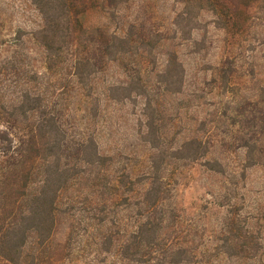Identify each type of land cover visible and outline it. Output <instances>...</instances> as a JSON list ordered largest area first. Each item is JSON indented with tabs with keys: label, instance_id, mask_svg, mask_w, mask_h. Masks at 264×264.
I'll return each mask as SVG.
<instances>
[{
	"label": "trees",
	"instance_id": "obj_1",
	"mask_svg": "<svg viewBox=\"0 0 264 264\" xmlns=\"http://www.w3.org/2000/svg\"><path fill=\"white\" fill-rule=\"evenodd\" d=\"M129 1L29 0L38 24L0 35V264H264L235 199L245 167L264 173V72L248 93L254 67L238 64L259 46L264 71V36L251 45L264 0H175L164 31L125 23ZM202 12L222 54L187 85L176 50L198 52ZM195 166L223 184L188 214L179 185ZM210 205L222 214L207 230Z\"/></svg>",
	"mask_w": 264,
	"mask_h": 264
},
{
	"label": "rangeland",
	"instance_id": "obj_2",
	"mask_svg": "<svg viewBox=\"0 0 264 264\" xmlns=\"http://www.w3.org/2000/svg\"><path fill=\"white\" fill-rule=\"evenodd\" d=\"M181 4L175 0H130L126 6L121 10V16L125 23L143 21L147 25H154L157 29L164 31L168 29L169 22L173 15L180 11ZM211 16L208 13L202 12L198 16L197 26L198 29L192 32V36L197 40H203L202 43H198L200 49L196 54L188 53L192 49L190 44H184L180 48H177V54L182 61L185 74V83L187 85H193L194 82L200 81L202 77L199 68L206 63H212L219 58L222 54V36L219 31L212 27ZM40 21L37 12L33 6L29 3V0H0V35L2 37H8L12 35V31L17 27L27 31ZM97 21V14L91 13L87 16L85 22L88 24H94ZM261 22V21H260ZM263 24V23H262ZM260 25V26H259ZM255 38L251 41V45L257 40H261V36H264V26L258 24L255 29ZM198 46V45H196ZM252 47V46H250ZM261 47H256L255 51L250 54L248 51L244 52L238 59V64L241 65L242 71L245 73L249 71L250 66L254 67L255 75L252 78L244 76L240 80V86L246 87L248 93H252L256 80H260L262 83V75L264 71L261 70L260 64L262 59H259L261 54ZM2 54V53H1ZM250 54V57L247 55ZM2 56V55H1ZM246 57L247 59H245ZM251 64V65H249ZM264 68V65L263 67ZM210 99V98H206ZM213 99V98H212ZM210 99V101L212 100ZM209 101V100H208ZM208 103V102H206ZM136 105L127 102L122 108L116 111L117 114L123 115L126 121H121L119 136L125 135L127 132H131L134 118L126 116L129 111L137 112ZM117 107V106H116ZM211 106L205 105L201 108L204 111L208 110ZM125 113V114H124ZM124 117L121 120H124ZM129 119V120H127ZM102 138L98 139L101 141ZM106 141L102 140V149L106 146ZM242 159L241 150H235L231 154V162L229 167L240 166ZM234 168V169H235ZM239 170V167L235 169ZM244 178L238 183V190L236 196V204L239 208L241 215H249V226L254 231L264 235V173L259 165H251L243 169ZM223 178L216 175H206L202 173V169L199 166H195L189 172V177L185 178L181 185H179L178 201L181 207L186 209V213H196L200 209L202 203L211 201L210 193L216 188L222 187ZM212 206V205H210ZM222 208L212 206L205 214L203 223L207 230H210L215 226L216 219L222 214Z\"/></svg>",
	"mask_w": 264,
	"mask_h": 264
}]
</instances>
